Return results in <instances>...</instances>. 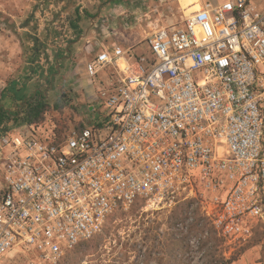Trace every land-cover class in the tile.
Segmentation results:
<instances>
[{"label":"built area","instance_id":"obj_1","mask_svg":"<svg viewBox=\"0 0 264 264\" xmlns=\"http://www.w3.org/2000/svg\"><path fill=\"white\" fill-rule=\"evenodd\" d=\"M144 42L86 62L80 128L0 125V259L58 264L137 201L207 197L228 238L264 227V0L204 1Z\"/></svg>","mask_w":264,"mask_h":264},{"label":"rangeland","instance_id":"obj_2","mask_svg":"<svg viewBox=\"0 0 264 264\" xmlns=\"http://www.w3.org/2000/svg\"><path fill=\"white\" fill-rule=\"evenodd\" d=\"M83 1L87 0H0V95L12 81L24 84L29 95L36 88L45 94L50 86L48 80L39 84L34 78L60 70L54 81L55 88L46 98L49 107L44 124H55L58 132L74 128L86 116L87 107L92 103L94 86L85 72V65L98 49L93 46L82 48L83 60L70 56L74 50L72 44L85 31L81 28L82 33L77 36L72 25L79 24L77 11L88 9ZM120 1L93 0V16L83 12L87 21L85 27L96 24L90 22L96 20L99 5L108 10L118 8ZM139 1L150 14L143 13L121 25L115 23L109 29L113 32V40L124 49L132 48L137 54L147 51L148 47L146 42L131 47L134 36L143 37L146 30L157 28L158 25L152 27V20H158L159 26H167L175 21L173 16L180 21L182 14H190L198 9L200 1L207 0ZM179 3L185 12H181ZM114 14L119 19V13ZM67 47H71L68 52ZM60 55L65 57L57 67ZM59 124L66 126L61 129ZM4 183L0 168V188ZM211 209L210 200L201 196L165 208H153L137 201L128 209L110 214L101 232L89 244L68 251L58 264H209L212 259L209 251L199 249V237L189 234L188 226L200 215L212 227V219L207 214ZM174 231H177L176 235ZM217 232L222 239L217 257L227 259L238 255L233 264H264V227H257L247 240L228 238ZM96 239L101 241L97 250L91 248ZM120 254L122 259L118 261L116 258ZM33 258L28 252H17L0 259V264H30Z\"/></svg>","mask_w":264,"mask_h":264},{"label":"trees","instance_id":"obj_3","mask_svg":"<svg viewBox=\"0 0 264 264\" xmlns=\"http://www.w3.org/2000/svg\"><path fill=\"white\" fill-rule=\"evenodd\" d=\"M79 12V11H77ZM77 16L81 18V15L78 13ZM73 29L77 32V36L82 33L81 30H76L79 26L78 23H72ZM19 83L12 81L8 84L1 92L0 95V125L5 123H13L14 125H21L23 123H40L45 121L46 112L48 110L49 104L46 100L45 94L39 91L37 94L29 95L26 91V87L23 86L21 89L18 88ZM61 129L65 128L66 125L59 124ZM75 127L80 128L81 122L78 121ZM190 204V203H189ZM203 217L198 215L195 220L188 226L189 234H195L199 237V249L204 251H209L211 260L209 264H233L237 259L238 255H233L230 258H224L223 256L217 257L216 251L221 245L222 239L217 234V229L214 225H209L203 221ZM174 234H177V231H174ZM173 234V235H174ZM92 241H86L80 245H87ZM100 240L98 239L93 242L91 248L98 249ZM79 245V246H80ZM127 248V246L125 247ZM119 257V259H118ZM116 260L120 261L122 254H120Z\"/></svg>","mask_w":264,"mask_h":264},{"label":"crops","instance_id":"obj_4","mask_svg":"<svg viewBox=\"0 0 264 264\" xmlns=\"http://www.w3.org/2000/svg\"><path fill=\"white\" fill-rule=\"evenodd\" d=\"M92 1L93 0L83 1L82 2L83 5L88 6V9L83 10L82 8H80L78 12L81 15V18L78 17L79 26L76 28V30H81V28H85V31H84L83 36H80L78 40L72 44V48H74V50L70 56H78L79 59H82L81 57L82 48L85 50V48H89L93 46L98 49L97 50L98 52L102 48H107V47H111L114 45H120L117 42V40H113L111 37L113 32H111L109 29L112 27L113 24L118 23L119 25H121V23L127 22L128 19L129 21H132V20H135V18L141 17L143 13L150 14L149 13L150 10L145 6L144 3L140 2L139 0H122L119 2L118 8L117 6H115V8H109L108 10H106L105 6L100 7L99 5L97 7L99 14L96 15L97 17L96 20L95 21L91 20L90 22L91 25H92V22L96 24L94 26L85 27V25L87 24V21L84 18L83 12L87 14L88 16H93L91 15L92 8H93V3H91ZM216 1H219V0H216ZM203 2L204 1L199 2L198 8L201 6ZM179 7H180L181 12H185L182 6L180 5V3H179ZM114 12L119 13V19L116 18V15L114 14ZM187 15L189 14L186 13V16ZM48 16L50 17L51 15L49 14ZM186 16L182 14V19ZM176 19L177 17L173 16L172 20H175V21H172L170 24L174 22H178V20ZM157 21L158 20H152V27L156 25H158L159 27V24H157L159 21L158 22ZM155 28L156 27H154L153 29ZM153 29L150 28L149 30H146L143 37L134 36V41L132 42H134L135 44L133 43L131 47H135L140 42H144L145 39L150 35ZM69 50H71V47L70 48L67 47L66 51L68 52ZM64 57L65 56L60 55L59 63L56 64L57 67L60 66V64L62 63V59ZM23 86L25 85L24 84L19 85L18 88L21 89Z\"/></svg>","mask_w":264,"mask_h":264},{"label":"flooded vegetation","instance_id":"obj_5","mask_svg":"<svg viewBox=\"0 0 264 264\" xmlns=\"http://www.w3.org/2000/svg\"><path fill=\"white\" fill-rule=\"evenodd\" d=\"M43 69H44V67H43ZM59 71L60 70H55L54 72L51 73L52 75H48V73H47V76H46V74L43 76L37 75L34 78V80L36 79L39 84H42V82H44L45 79H47L48 82L50 83V86L48 87V91L45 93L46 98L48 96V92H51L55 88L54 81H55L56 76L60 73ZM39 91H40V89L36 88V89H34V92L32 94L33 95L37 94Z\"/></svg>","mask_w":264,"mask_h":264}]
</instances>
